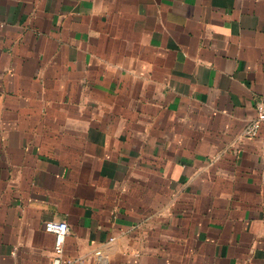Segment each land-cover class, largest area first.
Wrapping results in <instances>:
<instances>
[{"label":"crops","instance_id":"obj_1","mask_svg":"<svg viewBox=\"0 0 264 264\" xmlns=\"http://www.w3.org/2000/svg\"><path fill=\"white\" fill-rule=\"evenodd\" d=\"M263 96L264 0H0V264H264Z\"/></svg>","mask_w":264,"mask_h":264},{"label":"built area","instance_id":"obj_2","mask_svg":"<svg viewBox=\"0 0 264 264\" xmlns=\"http://www.w3.org/2000/svg\"><path fill=\"white\" fill-rule=\"evenodd\" d=\"M256 110L257 116L244 130L243 138H256L260 136L261 130L264 127V96L259 100ZM45 230L55 237L52 264H73L72 261L64 258L65 239L70 232L68 223L65 221H49L45 224Z\"/></svg>","mask_w":264,"mask_h":264}]
</instances>
